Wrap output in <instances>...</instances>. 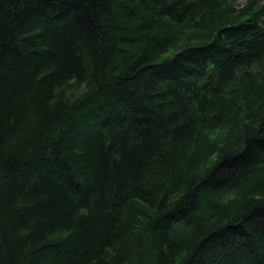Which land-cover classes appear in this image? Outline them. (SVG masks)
Returning a JSON list of instances; mask_svg holds the SVG:
<instances>
[{
	"label": "trees",
	"instance_id": "1",
	"mask_svg": "<svg viewBox=\"0 0 264 264\" xmlns=\"http://www.w3.org/2000/svg\"><path fill=\"white\" fill-rule=\"evenodd\" d=\"M233 3L0 0V264H264V5Z\"/></svg>",
	"mask_w": 264,
	"mask_h": 264
},
{
	"label": "rangeland",
	"instance_id": "2",
	"mask_svg": "<svg viewBox=\"0 0 264 264\" xmlns=\"http://www.w3.org/2000/svg\"><path fill=\"white\" fill-rule=\"evenodd\" d=\"M261 4L264 5V0H261ZM233 5L235 9H241L245 5V0H234ZM218 139H222V134L220 132H214L212 134L207 135L205 142L207 144H211L216 142V140Z\"/></svg>",
	"mask_w": 264,
	"mask_h": 264
}]
</instances>
